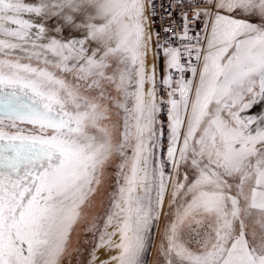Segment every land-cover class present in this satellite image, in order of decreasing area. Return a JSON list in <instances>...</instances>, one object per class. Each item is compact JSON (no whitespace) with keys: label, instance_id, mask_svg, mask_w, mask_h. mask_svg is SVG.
Segmentation results:
<instances>
[{"label":"snow or ice","instance_id":"obj_1","mask_svg":"<svg viewBox=\"0 0 264 264\" xmlns=\"http://www.w3.org/2000/svg\"><path fill=\"white\" fill-rule=\"evenodd\" d=\"M156 7L0 0V264H264V0Z\"/></svg>","mask_w":264,"mask_h":264},{"label":"built area","instance_id":"obj_2","mask_svg":"<svg viewBox=\"0 0 264 264\" xmlns=\"http://www.w3.org/2000/svg\"><path fill=\"white\" fill-rule=\"evenodd\" d=\"M155 2L157 6V15L154 19L156 21L157 30H159L161 27V16H166L165 9L168 7L170 0H155ZM168 22V20L163 21L164 24H167Z\"/></svg>","mask_w":264,"mask_h":264},{"label":"rangeland","instance_id":"obj_3","mask_svg":"<svg viewBox=\"0 0 264 264\" xmlns=\"http://www.w3.org/2000/svg\"><path fill=\"white\" fill-rule=\"evenodd\" d=\"M78 232L81 233V235H80V239H87V237L83 236V234H82V233H83V228H82V227L78 229ZM76 239H77V236H76V234L74 233V234H73V245H75V243H76Z\"/></svg>","mask_w":264,"mask_h":264}]
</instances>
